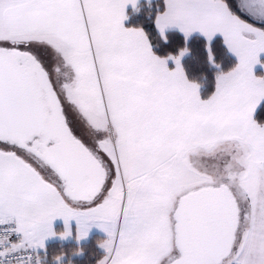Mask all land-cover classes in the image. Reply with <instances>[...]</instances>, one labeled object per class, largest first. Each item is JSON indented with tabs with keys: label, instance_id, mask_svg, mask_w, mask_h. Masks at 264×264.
I'll return each instance as SVG.
<instances>
[{
	"label": "snow or ice",
	"instance_id": "snow-or-ice-1",
	"mask_svg": "<svg viewBox=\"0 0 264 264\" xmlns=\"http://www.w3.org/2000/svg\"><path fill=\"white\" fill-rule=\"evenodd\" d=\"M0 264H264V0H0Z\"/></svg>",
	"mask_w": 264,
	"mask_h": 264
}]
</instances>
